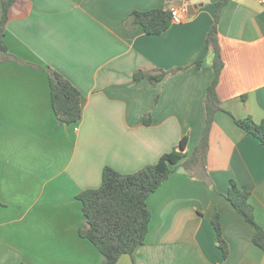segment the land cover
Segmentation results:
<instances>
[{"label": "crops", "instance_id": "1", "mask_svg": "<svg viewBox=\"0 0 264 264\" xmlns=\"http://www.w3.org/2000/svg\"><path fill=\"white\" fill-rule=\"evenodd\" d=\"M217 1L13 3L3 41L9 53L39 68L0 55V264L101 263L96 247L79 235L83 215L76 196L100 186L104 166L134 172L184 135L185 151H193L214 74L206 37ZM183 6V21L160 34L126 27L132 10ZM217 32L222 109L209 129L205 164L192 171L177 167L149 195L145 241L116 264H264V251L252 242L254 228L225 197L231 179L250 191L264 229V145L234 121L264 120V1L228 0ZM40 66L80 91L77 122H57L48 73ZM182 66L156 84L133 79L137 69ZM215 212L225 258L211 224Z\"/></svg>", "mask_w": 264, "mask_h": 264}, {"label": "trees", "instance_id": "2", "mask_svg": "<svg viewBox=\"0 0 264 264\" xmlns=\"http://www.w3.org/2000/svg\"><path fill=\"white\" fill-rule=\"evenodd\" d=\"M16 0H1L2 15L0 18V55L5 60L38 67L33 63L21 60L7 51L3 41L5 24L10 7ZM228 0L215 3L213 22L207 32L206 44L213 53V78L208 85L204 99L205 125L200 140L193 151H185L187 136L184 135L177 146L160 155L154 163L145 164L130 173H121L110 166H104L101 173V184L97 188H88L77 194L81 203L83 223L79 227V235L88 239L101 254L100 264H116L123 254L133 255L144 241L148 231L151 212L147 206V198L166 180L177 168L192 171L205 164L208 148V133L213 123L214 114L221 110V100L216 87L223 68V60L218 42L217 23L220 11ZM126 27L141 26L147 34H160L172 24L171 10L166 8H152L148 10H132L128 14ZM200 66L201 61H195ZM48 73L50 88V103L52 111L59 124L77 122L82 116L80 91L58 71L50 67H42ZM186 66L170 70L152 69L134 71L133 79L139 81L146 78L151 83H159L167 74L176 73ZM235 123L247 133L256 137L264 145V120L254 122L249 116L234 118ZM144 122L148 123L147 116ZM226 199L237 213L254 228L252 242L264 251V229L257 223L253 207L249 201L250 191L239 187L234 180H230ZM211 224L215 233V240L222 250L223 257L228 255V247L222 238L218 212L211 217ZM24 264V263H22Z\"/></svg>", "mask_w": 264, "mask_h": 264}, {"label": "built area", "instance_id": "3", "mask_svg": "<svg viewBox=\"0 0 264 264\" xmlns=\"http://www.w3.org/2000/svg\"><path fill=\"white\" fill-rule=\"evenodd\" d=\"M264 1V0H260ZM171 22L172 23H180L185 18L186 8L183 7H171Z\"/></svg>", "mask_w": 264, "mask_h": 264}, {"label": "water", "instance_id": "4", "mask_svg": "<svg viewBox=\"0 0 264 264\" xmlns=\"http://www.w3.org/2000/svg\"><path fill=\"white\" fill-rule=\"evenodd\" d=\"M188 7H190V6H188Z\"/></svg>", "mask_w": 264, "mask_h": 264}]
</instances>
